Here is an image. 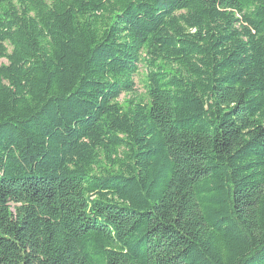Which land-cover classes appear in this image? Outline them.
Segmentation results:
<instances>
[{
    "label": "trees",
    "instance_id": "trees-1",
    "mask_svg": "<svg viewBox=\"0 0 264 264\" xmlns=\"http://www.w3.org/2000/svg\"><path fill=\"white\" fill-rule=\"evenodd\" d=\"M0 264H264V0H0Z\"/></svg>",
    "mask_w": 264,
    "mask_h": 264
},
{
    "label": "rangeland",
    "instance_id": "rangeland-1",
    "mask_svg": "<svg viewBox=\"0 0 264 264\" xmlns=\"http://www.w3.org/2000/svg\"><path fill=\"white\" fill-rule=\"evenodd\" d=\"M4 63V61H2ZM143 73L144 70L142 67H140V70L138 72V76H135L134 78V82H135V86H134V94L137 96H142L144 94V88H143ZM128 95H122L119 98V101H123L124 99H128Z\"/></svg>",
    "mask_w": 264,
    "mask_h": 264
}]
</instances>
